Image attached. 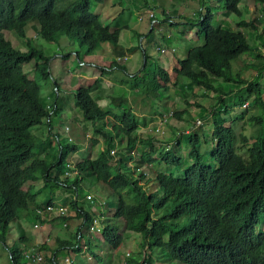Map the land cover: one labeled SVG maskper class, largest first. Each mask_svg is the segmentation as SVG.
Instances as JSON below:
<instances>
[{
  "label": "trees",
  "instance_id": "trees-1",
  "mask_svg": "<svg viewBox=\"0 0 264 264\" xmlns=\"http://www.w3.org/2000/svg\"><path fill=\"white\" fill-rule=\"evenodd\" d=\"M212 1L221 4L223 12L242 17L239 5L243 0ZM252 1L255 7H264V0ZM55 4L56 0H0V244L8 253L9 263L28 264L27 251L39 249L46 253L49 264H64L61 251L63 255H67L68 250L79 253L84 251L85 245L101 261L93 248L106 243L115 250L123 242V233L132 231L143 235L146 251L141 257L129 258L126 264H159L151 255L157 248H161L167 264H264V88L260 83L264 77V55L260 54L259 47L252 45L241 30L227 31L215 22L214 25L211 12L206 9L200 13L197 22L204 45L188 50L187 55L178 60L173 85L185 78L191 88H203V94L220 93L221 107L204 115L213 122L210 151L213 164L204 160L205 153L199 148L201 135L197 131L177 138L169 150L154 149L153 152L161 154L156 158L152 150L140 146L145 143L152 148L153 140L140 139L134 134L140 126H148L153 118H140L130 108L120 109L117 113L101 110L90 98L97 84L81 87L74 94L84 118L93 123L95 134L103 136V148L98 149L96 157L75 162L74 155L82 148L81 144L68 140L59 132L53 133L52 124L47 122L51 111L40 96V85L23 70L25 64L34 60L31 72L43 78L50 77L51 56L30 42L25 25L32 19L37 20L38 34L48 41H57L61 35L76 38L85 54L95 53L102 42L116 45L121 29L102 25L99 16L90 9L91 0H77L62 12L56 10ZM255 22L263 24L260 18H255ZM256 24L252 20L248 25L256 28ZM238 25L243 27L247 23L241 21ZM9 31H16L24 39L26 50L13 45L6 36ZM135 34L151 41L153 29L148 34L137 31ZM144 51L143 78L139 79L137 75L134 82L139 86L145 84L147 93L156 97L158 92L168 89L170 77L160 62L153 59L147 49ZM248 52L258 54L259 61L251 65L257 70L253 80H246L233 66ZM77 55L82 59L83 55L78 52ZM114 64L125 70L116 62ZM196 65L200 70H196ZM221 80L228 88L230 84L246 86L244 91L249 94L251 105L261 109L249 116L250 124L257 127L253 137L239 136L234 121L239 113L240 120L247 109L232 110L235 105L227 96L234 92L225 90ZM245 100L240 92V103ZM55 107L59 109L57 104ZM231 112L236 114L232 119ZM111 114H114L111 130H107L104 119ZM181 114L177 112L174 116L179 118ZM230 120L232 123L227 125ZM43 125L49 126L45 138L31 133L32 128ZM117 130L125 136V151L113 155ZM53 135L58 138L55 152L41 157L43 151H49L53 146ZM184 135L192 164L179 176L158 174L159 189L148 193L141 184L146 180L145 174L133 169L134 150L142 148L141 161L145 165L181 168L184 159L176 148ZM171 139L172 134L160 138L161 141ZM241 147L246 148L247 156L241 153ZM76 171L78 174L71 177ZM86 172L92 177L90 189L95 193L85 189L83 173ZM39 180H45L46 186L53 191L63 189L74 193L70 210L75 215L65 217L69 214H61V223L65 227L69 223L74 225L75 241L58 237V242L47 239L37 245L22 236L8 245L7 229L19 218L20 212H26L27 218L35 223L47 222L41 214L42 207L37 204V194L32 193L34 188L24 189L27 183ZM103 190L110 198L107 207L114 211L109 220L102 222V236L96 237L90 233V228L101 217L80 207L79 201L90 194L98 196ZM53 201L54 196L48 199L49 209L53 207ZM182 219L185 223L179 225ZM166 236L167 242L164 241ZM50 253H55L54 259Z\"/></svg>",
  "mask_w": 264,
  "mask_h": 264
},
{
  "label": "rangeland",
  "instance_id": "rangeland-1",
  "mask_svg": "<svg viewBox=\"0 0 264 264\" xmlns=\"http://www.w3.org/2000/svg\"><path fill=\"white\" fill-rule=\"evenodd\" d=\"M77 0H59L57 1V10L63 9L76 2ZM168 3H167V2ZM148 0L147 2L149 7H152V9H156V16L159 21L165 20L164 14L160 10H167L165 7L170 6V4H174L173 7L174 11L182 6L183 3H180L182 0ZM191 1L193 7L195 9H199L201 7V13L205 12L206 9H209L212 15V23L217 24L223 29L227 31H243L245 36L247 37L248 41L254 45L260 47V54L264 55V45H263V38H264V7L261 5H256L258 8L256 9L254 2L252 0H243L241 4L239 5V8L242 12V17H237L231 13L223 12L222 5H217L212 0H189ZM252 1V2H251ZM121 6L119 5L118 8H113L110 17V22L112 23V28H120L121 31L119 33V36L122 35L121 43L119 42L117 46H114L113 44L109 42H102L101 47L103 43H106L105 48L110 49V47H114L116 49V53H114L113 58L114 61L119 62V64H124L126 66L132 67L137 66L139 79L143 78L141 74V70L144 66V54L141 49V41L140 38L135 34L133 31V27L136 25L139 26L137 29L140 31L145 32L146 34L149 33L151 29H153V36L150 40H146L143 42V47H145L149 53L152 55V58L156 61L160 62L162 58L161 55L170 57L172 59V65H170L167 69V73L170 77V85L166 91L158 92L156 97L153 94H148L146 90V85H138L136 82H134V77H130L128 74L124 73V70L122 68H119L117 70L112 69H98L94 70L92 68L87 69V73L90 76H82L77 77V75L83 74L86 70L87 66L84 62H81L80 58L77 56V52L80 54V56H84L85 52L80 47L78 41L76 38H71L66 35H61V37L57 41H48L44 39L42 36L38 34L39 25L37 23V20L32 19L30 22H28L25 25L26 29V37L30 39V42L32 44H37L39 47L44 49L45 53L47 55L51 56V59L49 60L50 67H49V73L50 77L43 78L39 74H34L31 72V70L34 68L35 61H30L29 63L24 65V72L28 73V76L30 79L35 80L40 85V96L45 104L46 107L50 109V111H53L54 115L51 116L52 121V127L58 131L63 132L65 131V125H69L71 128L75 127L74 123V117H80L81 120L85 117L83 114L82 109L77 106L76 104V96L75 92L77 89L81 88L79 84H82V87H89L93 86L94 84H97V88L93 90L90 93V98L94 101V103L101 109L105 110L109 113H117L120 111V109H132L134 110L137 115L140 118L143 117H151L154 115L153 110H158L162 114L168 115V113H172L171 116L167 117L166 120V126H168L169 123V129L172 133V139L164 141L165 143H168L170 141H174L177 138H180L184 133L186 129H192V131H197L201 135V143H199V148L201 149L202 153H205L204 160L206 162H209V164H213V160L210 155L212 142V129H213V122L212 118H207L204 115H206L208 112L214 109H217L221 107L220 105V93H214V91H210L209 94H203L204 89L201 87L191 88L189 86V80L185 78H181L178 82L173 85V81L175 78H177V73L175 68L178 65L176 57L179 59L182 58V56L185 53L184 47L186 45L196 46H202L204 45L205 41L204 39L199 35V27L197 26V22L199 20H196V17H194L195 10H191V20L192 25L190 26H184L182 25H172V23H169V20H167V27H168V33L171 32L174 34V31L181 30L183 32H187L188 30H191L189 36L186 38L183 36H179L177 40H175V43L172 44L170 41H166V43L159 42L160 46L156 47V43L158 40L156 39V27H151V24L149 25V20L147 19L146 10H141L137 12L134 15V18L130 15L134 8H137L138 5L141 7L143 6L142 3L143 0H120ZM62 3H65V5L62 6ZM163 4V8H159V4ZM96 2L95 0H91L90 9L92 13H96ZM116 5H118L116 3ZM156 5H159L156 7ZM220 7V8H217ZM217 8V9H216ZM64 9V10H65ZM63 10V11H64ZM62 12V11H61ZM176 19H179L176 16V13L174 14ZM255 18H260L263 22L262 25L256 24ZM256 24V28L248 25L251 21ZM244 21L247 23V26L240 27L238 25L239 22ZM214 24V25H215ZM123 26H130L131 28H123ZM7 38L13 43V45L20 49V50H26V45L24 39L19 37L18 33L16 31H9L6 34ZM262 37V41H261ZM150 41V42H149ZM129 43H132L136 46L135 50H128L124 49L123 46L128 45ZM172 46V47H170ZM159 47V49H158ZM164 48H175V55H167L168 52H161L160 49ZM101 49V48H100ZM99 49V50H100ZM174 52L173 50H171ZM76 53V54H75ZM57 54H60L59 56ZM154 54V55H153ZM258 54L255 52H248L243 54L240 59L233 63L234 70L236 73H240L246 80H253L254 77L257 75V70L252 68L251 65L257 63L258 60ZM82 56V57H83ZM154 56V57H153ZM158 56H160L158 58ZM124 57H126L124 59ZM151 58V61H154ZM83 59V58H82ZM150 61V63H151ZM108 65H106L107 67ZM142 68V69H141ZM196 70H200V67L196 65ZM141 69V70H140ZM140 72V73H139ZM136 75V76H137ZM66 85H68L70 88L69 90H66V86L62 87V91L58 92L57 94V88H55V84L61 88V85L63 84V81ZM137 82H139L138 79H135ZM223 86L226 85L224 88L225 90H232L234 92L233 94L230 93L227 98L229 101L233 102L232 110L235 109L236 112L242 111V109H247V113L241 117L240 120H238V117L240 113L238 114V117L234 121V125L236 127V130L238 131L239 136L242 134H246L247 136L253 137L254 134L257 131V127L255 125L250 124L249 122V116L251 115V112H258V110L261 109L257 107L256 105H251V101L249 99V94L244 91L246 90V86L243 84H230V88L227 87V83L222 81ZM261 86L264 88V77L260 80ZM136 84L138 87H135ZM242 92L244 98L246 99L244 101L248 102L249 104L244 107V103H240L239 101V93ZM147 93V94H146ZM264 96V94H263ZM55 104H57L62 113L59 114L58 110L55 109ZM133 104V105H132ZM249 111V112H248ZM177 112H181L182 114L179 116V118L175 117L174 114ZM114 114H111V117L113 118ZM231 119L236 116L234 112H231L230 114ZM197 118H199L202 122L200 123V126L193 127L196 125ZM108 119V118H107ZM107 119H104L105 121V128L107 130H111V123ZM203 119V120H202ZM157 120V114L154 116V120L150 121L148 126H140L138 130L134 132V134L138 135L140 139H152L153 140V147L150 148L149 146H146L145 143L140 144L144 149L147 151L152 150V154L155 155L156 158H160L161 154L153 152L154 149H164V146H160V139L159 138V132L152 131L151 127L156 123ZM77 122V121H76ZM179 123V125H178ZM232 121H228L227 125H230ZM38 127H34L32 129H35ZM41 132H45L49 129L48 125L39 126ZM31 129V133H33L34 130ZM87 129L90 131L91 137L88 143L82 141L81 146L83 147L81 151H78L74 156V161H81L85 158H88L90 156L96 155V146L101 144L103 141V136L100 134L94 135V128L90 129V124L86 125V128H84V139H86ZM73 132V129H72ZM82 132V130H81ZM34 134V133H33ZM96 138V141L99 142V144H93L91 141ZM186 135L183 136L181 139V143L176 150H178V153L181 157H183V165L181 168H169L166 167L164 164H154L153 166L145 165L143 161H141V152L142 148L135 149V160L132 161L133 169L136 170L138 173H143L146 176V180L142 181L141 184L144 187V189L148 193L156 192L159 189V184L156 181V176L163 175V173L166 174H172L174 176H179L182 174L183 170L187 168L189 165L192 164L188 152H189V144L185 140ZM250 143V142H249ZM125 136L122 134L121 131L117 130L115 132V147L114 150L111 151V154L118 155L119 153L124 152L125 150ZM239 145V144H238ZM174 145H172L173 147ZM100 149H102V146H100ZM157 150V151H158ZM241 153L244 156H247L246 148L241 147ZM141 153V154H140ZM43 155V154H42ZM76 174L71 175V177H74ZM84 177V186L85 189L90 193L93 192L90 187L93 183L92 177L89 176V174L83 173ZM30 185L27 183L24 186V189H29ZM37 185H35L34 190H32V193L37 194V204L42 207L41 211L43 213V216L46 217V221L48 224H50L48 229V224L45 222L43 227H41L42 223L39 221L40 227H35L34 221L30 220L26 216V212H20V216L17 220L12 221L10 224L9 229H7V244L11 245L15 241L21 238L22 236H25L29 238L32 242L34 240H37L46 233V231H49L50 233V242H55L57 238H63L75 241L69 234L73 232H76L75 227L72 223L65 225H62L61 219L63 218L61 215V209L65 208L67 210V216L69 217L71 214V201L74 197V193L63 190V189H57L56 191L51 190V187L41 188L40 190H37ZM55 192V193H54ZM101 193V192H100ZM54 194L63 195L61 203H58L57 205L61 204V206H57L55 211H50L49 206L47 204L48 199H51ZM66 202H63L66 198H68ZM93 195L98 202H95L93 204L94 207V213H96L98 216H100L103 220L106 222V220H109V216L113 214L114 209H110L105 204L109 198V195L105 198H102V196L96 194H90ZM57 197V196H56ZM115 199V198H112ZM110 200V198H109ZM85 199H82L79 201L80 207L85 209L86 205H89V202ZM116 201V199H115ZM114 201V202H115ZM64 203V204H63ZM103 204V205H102ZM97 209V211H95ZM103 213V217L101 214ZM49 220V221H48ZM185 219H182L179 222V225H184ZM264 228V224H263ZM94 235V234H93ZM96 237H101L102 233L95 234ZM168 238L167 236L164 238V241L167 242ZM31 242V244H32ZM34 243V242H33ZM144 238L143 235L132 232V231H125L123 233V242L117 249H112L109 247L106 243H102L101 245H97L94 249V252L97 253L98 256L101 257V261H98L91 253V251L88 249H85L82 253V256L79 261H76V255L72 253L73 257L70 259H75V263L79 264H126L128 262L129 258L131 257H141L142 253L146 251V248L143 247ZM63 253V251H61ZM126 252H130V256H125ZM45 259L47 258L46 253L43 251ZM152 257L154 258L155 263L159 264H167L162 257V250L161 248L154 249L151 252ZM71 256V252L68 250V255L62 256L63 260L62 262H65V258ZM0 264H10L8 260V253L6 249L0 244ZM32 264V263H28ZM42 264H49L47 259ZM168 264H179V263H168Z\"/></svg>",
  "mask_w": 264,
  "mask_h": 264
},
{
  "label": "crops",
  "instance_id": "crops-1",
  "mask_svg": "<svg viewBox=\"0 0 264 264\" xmlns=\"http://www.w3.org/2000/svg\"><path fill=\"white\" fill-rule=\"evenodd\" d=\"M57 1H59V0H56V4H55V6H57ZM144 2L142 3V7L140 6V5H138V7L137 8H134V10L132 11V13H130V14H132V15H130V16H132L133 18H134V15L137 13V12H139V11H141V10H146V14H147V19L149 20V25H150V23L152 22V21H154V20H156L157 21V24H155V27H156V30H157V33H156V39L158 40V42L156 43V47L157 46H160V44H159V42H161V43H166V41H170L172 44H174L175 43V40H177L178 39V37L179 36H183V37H187V36H189L190 35V33L192 32L191 30H188L187 32H183V31H181V30H178V32L177 31H174V34L171 32L170 34L168 33V27H167V20H169V23L171 22L172 23V25H176V24H178V25H184V26H190V25H192V20H191V15H189V14H191L192 13V11L191 10H195V13H194V17H196V20H199V18H201V7H199V9H195V7H193V5H192V3H191V1H189V0H182L180 3H183L182 4V6L179 8V6H178V8L174 11V4H170V6H173V7H170L169 5H168V7H165V9H167L166 11L165 10H160L161 12H162V14H164L165 16H167V17H165V20H163V21H159L158 20V18H157V16H156V9H152V7H149L150 5H148V3L149 2H147L148 0H143ZM166 1V0H165ZM95 2H96V9H95V11H96V13L95 14H97L98 16H99V18H100V21H101V23H102V25H106V24H108V25H110L111 26V22H110V17H109V15H111V12H112V10H113V8L115 9V8H118V6L120 5L121 6V2H120V0H95ZM167 2V1H166ZM169 2V1H168ZM167 2V3H168ZM116 3L118 4V5H116ZM163 4L164 3H160L159 5H156V7H158L159 6V8L160 9H162L163 8ZM63 5H65V3H62V6ZM71 5V4H70ZM69 6V5H68ZM67 6V7H68ZM66 7V8H67ZM190 8H193V9H190ZM258 7H256V9H257ZM57 9V8H56ZM65 8H63V9H60L59 11H63ZM149 12H153L154 13V15H155V19H149L148 18V13ZM176 13V16L179 18V19H176V17L174 16V14ZM112 27V26H111ZM139 26H135V27H133L132 29H133V31L135 32V31H137V32H139V33H145V32H143V31H140V30H138L137 28H138ZM154 27V28H155ZM123 28H131L130 26H128V27H126V26H123ZM121 31V30H120ZM120 33V32H119ZM121 39H122V35H120L119 36V39H118V43L120 42L121 43ZM140 41H141V49H142V52H143V54H144V61H145V47H143L144 45H143V42L144 41H146L145 40V38L144 37H141L140 38ZM118 43L116 44V45H114V46H117L118 45ZM105 45H106V43H103L102 44V47H101V49L100 50H97L95 53H93V54H85L82 58V61L81 62H84L85 63V65H83V66H87L86 67V70H85V72L83 73V74H80V75H77V77H82V76H90V75H88V73H87V69L88 68H92V69H94V70H98V69H106V68H111L110 66L111 65H114V62H116V64H118L119 66H122V67H124L125 68V70H124V73H126V74H128L130 77H135L138 73V70H137V66H132V67H129V66H126V65H124V64H119V62H117V61H114V58H113V55H114V53H116V49L114 48V47H110V49H106L105 48ZM124 47V49L126 50V49H128V50H135L136 49V46L134 45V44H132V43H129L128 45H125V46H123ZM170 47H172V46H170ZM197 47V46H196ZM192 48H194V46H192L191 47V45H186L185 47H184V49H185V53H184V55L183 56H186L187 55V51L188 50H190V49H192ZM260 48V47H259ZM170 49V51H168V53H166L167 55H173L174 54V57H176V51H175V48H169ZM171 50H173L174 52H172ZM76 54V53H75ZM58 56L60 55V54H57ZM154 55V54H153ZM162 56V58H159L160 56H158V58L159 59H162V60H160L161 61V66L164 68H168L170 65H172V59L170 58V57H168L167 58V56H163V55H161ZM154 57V56H153ZM126 57H124V59H125ZM51 59V58H50ZM176 59H177V62H178V60H179V58L178 57H176ZM179 63V62H178ZM106 65H108L107 67H106ZM177 67H179V64L175 67V68H177ZM117 69H119V68H116V69H113V70H117ZM142 69V68H141ZM140 69V70H141ZM166 70V72H167V69H165ZM140 73V72H139ZM63 81V80H62ZM81 87L83 86L82 84H79ZM64 86H66V90H69V86L68 85H66L65 84V82L63 81V84L61 85V88H57V94H58V92H60V91H62V87H64ZM226 86V85H225ZM59 87V86H58ZM56 88V87H55ZM72 92H75V91H72ZM74 94V93H73ZM133 105V104H132ZM58 112H59V114H61L62 113V111H61V109H60V107H59V109H58ZM153 113H154V115L153 116H151V117H149V119L150 118H153V120H154V116H156V114L157 115H160V112L156 109V110H153ZM137 114V113H136ZM54 115V114H53ZM108 118V119H107ZM148 118V117H147ZM105 119H107L108 121H110L111 119H112V117L111 116H106L105 117ZM197 119H199V118H197ZM49 120H51L52 121V118H49ZM77 121V122H76ZM74 123H75V127H73V128H71L69 125H65V131H63V132H59L61 135H63L64 137H66L67 139L71 136L72 138H73V141H77L78 143H80L81 145L83 144L82 143V141H84L85 140V142L86 143H88V141L90 140L89 138L91 137V134H90V131L87 129V134H86V139H84L83 137V135H84V131H86V130H84V128H86V125L87 124H90V129L91 128H94V126H93V123H91L90 121H88V120H86L85 118H83V120H81L80 119V117L78 116V117H74ZM178 125H179V123H178ZM67 127L69 128V129H67ZM72 129H73V132H72ZM32 130H34L33 131V133H34V135H37V136H39V137H42V138H45L48 134H49V129L47 130V131H45L44 133L43 132H41V130H40V128L38 127V128H35V129H32ZM81 130H82V132H81ZM52 131H53V133H56V132H58V131H56L54 128L52 129ZM168 132H170V129H169V125H168ZM170 134H172V133H169V135ZM95 135H97V134H95V132H94V135H93V137L95 136ZM56 139V140H55ZM57 140H58V138L55 136V135H53V141H52V147L49 149V151H43L42 152V154H41V157H43V156H51V154L53 153V152H55V150H56V146H57ZM95 140H96V138H95ZM93 144H99V142H95L93 139H92V141H91ZM84 145V144H83ZM100 146H102V148H103V141L101 142V144H99V145H97L96 146V152L98 151V149H100ZM83 148V147H82ZM82 148L79 150V151H81L82 150ZM97 155V154H96ZM96 155L95 156H90L91 158H94V157H96ZM29 185H30V187L32 186L33 188L35 187V185H37V190H40L41 188H46L47 186H46V182H45V180H39V181H37V182H35V183H29ZM101 194L104 196V197H106V196H108V194H107V191L106 190H103L102 192H101ZM57 196V197H56ZM97 196V195H96ZM62 199H63V195H58V194H54V201H53V207H50V211H55L56 210V207L57 206H61V204H59V205H57L58 203H61L60 201H62ZM67 199H69V195H68V198H66L63 202H66L67 201ZM107 202H109V198H108V200H107ZM107 202H106V205H107ZM48 204V203H47ZM64 204V203H63ZM80 206V205H79ZM84 206V205H83ZM51 208H53V210H51ZM87 209H90L89 207H87L86 208V210ZM62 210H68V209H65V208H62L61 209V214H62ZM65 211V212H66ZM92 211H94V210H92ZM91 211V212H92ZM95 211H97V209H95ZM42 212V211H41ZM42 214V216H43V213H41ZM63 215V214H62ZM71 216H73V215H75V212H71V214H70ZM43 219H46V217H44L43 216ZM49 221V220H48ZM39 223V222H38ZM47 224H48V222H46ZM43 225H44V223H42V225H41V227H43ZM49 226H50V224H48V229H49ZM74 233L75 232H73L72 231V233L71 234H69L73 239H74ZM50 237H52V236H50V233H49V231H46V233H44V235H42V237L41 238H39V239H37V240H34L33 242L35 243V244H42L43 242H45V240H47V239H49ZM85 250V249H84ZM70 252H71V256H69V257H67V258H72L73 257V255H72V253H74V255H76L77 257L75 258L76 259V261H79L80 262V259L79 258H81V256H82V253L84 252V251H82V252H79V253H75L74 251H72V250H70ZM67 255H68V253H67ZM60 256L62 257V256H64L63 255V253H60ZM66 256V255H65ZM67 258H65V259H67ZM74 258V257H73ZM74 259V260H75Z\"/></svg>",
  "mask_w": 264,
  "mask_h": 264
},
{
  "label": "built area",
  "instance_id": "built-area-1",
  "mask_svg": "<svg viewBox=\"0 0 264 264\" xmlns=\"http://www.w3.org/2000/svg\"><path fill=\"white\" fill-rule=\"evenodd\" d=\"M148 18L149 19H155L154 13L153 12H149L148 13ZM155 24H157V21L156 20L152 21L151 22V27H154ZM161 51H164V49H161ZM248 104L249 103L246 102L244 104V107H246ZM171 115H172V113H170V112L168 113V115H165L164 113L163 114H160V115H157L156 123L151 127L152 131H157V132H159V134H161V135H159V138L156 137V139H160V138H163V137L168 136V126H166V120H167V117L168 116H171ZM201 122L202 121L200 119H198L197 122H196V125L193 126V127L200 126V123ZM168 125H169V123H168ZM191 130L190 129H186L184 131V133L188 134V133L191 132ZM175 143H176V140L170 141L168 143H165L164 141H161L160 140V144H161L160 146L163 145L164 146V150H169L172 147V145H175ZM73 167H74L73 164H71V168H73ZM75 174H78V172L76 171ZM85 200L89 202V205L88 206L84 205L85 206V210H86L87 207L90 208V209H87V211L94 210L93 204H95V202H98L96 200V198L93 195H88L85 198ZM51 210H53V208H51ZM65 211L66 210H62V214L63 215L66 214L67 211L66 212ZM101 219H97V220L94 221L93 226L90 228V233L91 234H94L95 235V234L102 233V229H103L102 222H103V220H101ZM35 227H40V224L39 223L35 224ZM84 249H88V247L85 245V248ZM130 255H131L130 252H126V255L125 256H130ZM50 256L54 259L55 258V253H50ZM26 260L29 263H32V264H42V263H44V261L46 259H45V256H44L43 251H41L39 249H34V250L27 251V253H26ZM74 262H75L74 259L67 258L65 260L64 264H73Z\"/></svg>",
  "mask_w": 264,
  "mask_h": 264
},
{
  "label": "clouds",
  "instance_id": "clouds-1",
  "mask_svg": "<svg viewBox=\"0 0 264 264\" xmlns=\"http://www.w3.org/2000/svg\"><path fill=\"white\" fill-rule=\"evenodd\" d=\"M57 10V9H56ZM200 19V18H199ZM30 22V21H29ZM171 23V22H170ZM151 24V23H150ZM25 32H26V29H25ZM158 49H159V47H158ZM161 49H164V48H161ZM161 49H160V51H161ZM168 51H170V49L169 48H167V49H164V51H161V52H168ZM78 56V55H77ZM81 61H82V59H80ZM144 64H145V62H144ZM111 68L110 69H116L117 68V66L114 64V65H111L110 66ZM114 67V68H113ZM24 69V68H23ZM246 103V102H245ZM244 103V104H245ZM55 109H56V107H55ZM54 113H53V111H51V113H50V118H51V116L53 115ZM47 122L48 123H51V120H47ZM67 129H69L68 127H67ZM68 140H72L73 141V138L70 136L69 138H68ZM67 175V174H66ZM67 214V213H66Z\"/></svg>",
  "mask_w": 264,
  "mask_h": 264
}]
</instances>
